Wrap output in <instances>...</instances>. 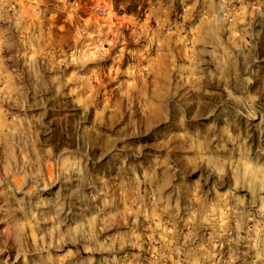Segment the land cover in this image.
Here are the masks:
<instances>
[{"label":"clouds","instance_id":"clouds-1","mask_svg":"<svg viewBox=\"0 0 264 264\" xmlns=\"http://www.w3.org/2000/svg\"><path fill=\"white\" fill-rule=\"evenodd\" d=\"M0 264H264V0H0Z\"/></svg>","mask_w":264,"mask_h":264}]
</instances>
